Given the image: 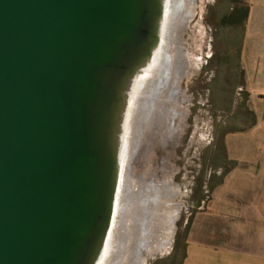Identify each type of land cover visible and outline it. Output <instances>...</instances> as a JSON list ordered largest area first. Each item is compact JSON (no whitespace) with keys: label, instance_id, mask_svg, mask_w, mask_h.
<instances>
[{"label":"water","instance_id":"1","mask_svg":"<svg viewBox=\"0 0 264 264\" xmlns=\"http://www.w3.org/2000/svg\"><path fill=\"white\" fill-rule=\"evenodd\" d=\"M173 2L0 0V264L106 259L135 89L170 53Z\"/></svg>","mask_w":264,"mask_h":264},{"label":"rangeland","instance_id":"2","mask_svg":"<svg viewBox=\"0 0 264 264\" xmlns=\"http://www.w3.org/2000/svg\"><path fill=\"white\" fill-rule=\"evenodd\" d=\"M191 1V13L177 34L180 53L189 65L178 77L171 102L183 110L180 124L171 140L154 139L151 147L142 153L144 165L141 159L139 163V159H134L127 173L131 169L133 177L135 172L141 178H152L158 185L165 180L164 194L172 200L170 208L165 209L168 213L163 210L161 216L165 222L161 236L159 229H155L158 239L164 238L167 244L163 248H160L162 242L157 244L158 255L149 254L146 249L140 264L167 257L174 248L182 253L199 209L197 200L207 199L213 184L234 166L235 162L228 160L227 150L233 155L238 145L243 146L244 137L239 130L235 131L236 135H227L234 128L242 130L251 124L253 112L248 104L251 94L247 81L252 82L251 89L256 96L264 94V53L260 55L258 47L260 35L264 34V0H239L250 7L245 31L239 40L219 25L223 12L233 8L231 0ZM147 205L144 202L145 208ZM145 223L147 227L149 221ZM149 256L152 258L148 260Z\"/></svg>","mask_w":264,"mask_h":264},{"label":"bare ground","instance_id":"3","mask_svg":"<svg viewBox=\"0 0 264 264\" xmlns=\"http://www.w3.org/2000/svg\"><path fill=\"white\" fill-rule=\"evenodd\" d=\"M170 1L173 2L169 0V7ZM173 9L176 14L167 26L170 53L167 55L162 49L157 54L147 77L140 79L135 89V101L132 103L126 129L127 144L123 153L117 197L119 213L116 214L115 229L112 230V234L110 233L108 254L101 264H140L144 257L141 254L146 249L149 254L152 252L157 254L155 250H158L157 244L160 239L155 229H159V234L164 230L165 222L161 216L163 210L170 208L172 204V200H168V194H164L165 180L158 185L152 178V180L150 177L141 178L135 172L133 177L132 173L130 174L131 169L129 174L127 173L134 159H139L138 163L141 159V165H144L142 153L147 147H151L154 139L159 137L162 142L171 140L180 124L183 110L171 102L178 77L184 71V67L189 68V65H186V58L180 53L177 34L183 29L191 13L192 1L174 0ZM144 202H147V208ZM144 215L148 218L145 219ZM144 219L149 221L147 227L144 226ZM151 258L149 256L148 260Z\"/></svg>","mask_w":264,"mask_h":264},{"label":"crops","instance_id":"4","mask_svg":"<svg viewBox=\"0 0 264 264\" xmlns=\"http://www.w3.org/2000/svg\"><path fill=\"white\" fill-rule=\"evenodd\" d=\"M261 35L260 55L264 53ZM251 84L247 81L251 124L227 135L239 130L244 137L235 154L227 150L234 166L213 184L207 199L197 200L199 209L182 253L176 251L151 264H264V94L256 96Z\"/></svg>","mask_w":264,"mask_h":264},{"label":"flooded vegetation","instance_id":"5","mask_svg":"<svg viewBox=\"0 0 264 264\" xmlns=\"http://www.w3.org/2000/svg\"><path fill=\"white\" fill-rule=\"evenodd\" d=\"M232 3H233V8L229 9V11L227 12H223L222 14V17L220 19V22H219V25L224 28V29H227L231 32V34L233 35V37L236 39V40H239L242 38L243 36V33L245 31V27H242L240 24H241V21H240V17L238 16V21H239V24L237 25H234L232 24V15L235 13L236 10H240L242 7L244 8H247L249 7L248 5L246 4H241V2L239 0H231ZM239 14V12L237 13V15ZM164 213H168L164 210ZM171 218L174 219L173 215L170 216ZM166 229L167 231L169 232L170 230V226L169 224L166 226ZM162 242V246L160 248H163L165 244H167V242L164 240L160 241L159 240V243ZM166 242V243H165ZM159 250V248H158ZM177 251V248L173 249V254ZM171 252L169 253V256L172 254ZM162 258H165V257H162Z\"/></svg>","mask_w":264,"mask_h":264},{"label":"trees","instance_id":"6","mask_svg":"<svg viewBox=\"0 0 264 264\" xmlns=\"http://www.w3.org/2000/svg\"><path fill=\"white\" fill-rule=\"evenodd\" d=\"M239 14L237 15V13ZM238 16L240 17L241 26L245 27L246 22L249 19L250 16V7L244 8L242 7L239 11L236 10L235 13L232 15V24L237 25L239 24Z\"/></svg>","mask_w":264,"mask_h":264}]
</instances>
